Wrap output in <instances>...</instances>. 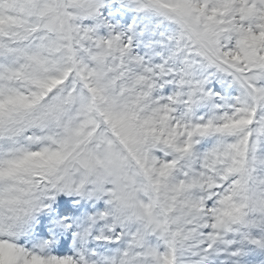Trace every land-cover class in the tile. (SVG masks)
<instances>
[{
    "label": "snow or ice",
    "instance_id": "1",
    "mask_svg": "<svg viewBox=\"0 0 264 264\" xmlns=\"http://www.w3.org/2000/svg\"><path fill=\"white\" fill-rule=\"evenodd\" d=\"M0 264H264V0H0Z\"/></svg>",
    "mask_w": 264,
    "mask_h": 264
}]
</instances>
